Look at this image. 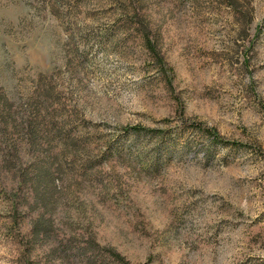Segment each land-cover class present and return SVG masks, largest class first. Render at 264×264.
<instances>
[{
	"label": "rangeland",
	"instance_id": "374dc122",
	"mask_svg": "<svg viewBox=\"0 0 264 264\" xmlns=\"http://www.w3.org/2000/svg\"><path fill=\"white\" fill-rule=\"evenodd\" d=\"M236 4L0 0V264H264V0Z\"/></svg>",
	"mask_w": 264,
	"mask_h": 264
},
{
	"label": "trees",
	"instance_id": "16d2710c",
	"mask_svg": "<svg viewBox=\"0 0 264 264\" xmlns=\"http://www.w3.org/2000/svg\"><path fill=\"white\" fill-rule=\"evenodd\" d=\"M228 3L230 5L231 10L236 11V9H237L236 0H228ZM211 134L213 136L214 141H218L220 139L216 133L212 132Z\"/></svg>",
	"mask_w": 264,
	"mask_h": 264
}]
</instances>
